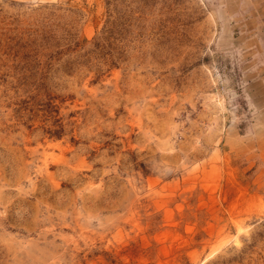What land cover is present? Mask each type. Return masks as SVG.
I'll return each mask as SVG.
<instances>
[{
	"label": "rangeland",
	"instance_id": "374dc122",
	"mask_svg": "<svg viewBox=\"0 0 264 264\" xmlns=\"http://www.w3.org/2000/svg\"><path fill=\"white\" fill-rule=\"evenodd\" d=\"M0 264H264V0H0Z\"/></svg>",
	"mask_w": 264,
	"mask_h": 264
}]
</instances>
